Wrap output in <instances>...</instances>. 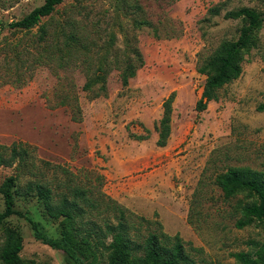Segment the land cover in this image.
Wrapping results in <instances>:
<instances>
[{"label": "rangeland", "instance_id": "1", "mask_svg": "<svg viewBox=\"0 0 264 264\" xmlns=\"http://www.w3.org/2000/svg\"><path fill=\"white\" fill-rule=\"evenodd\" d=\"M44 2L0 0V48L6 40L29 47V64L40 26L22 32L9 24ZM241 7L261 10L264 0H64L42 24L49 34L77 25L91 52L39 65L32 77L23 75V85L12 78L0 86V144H28L30 153L0 164V187L15 178V209L52 237L71 243L87 237L95 249L97 243L101 264L120 230L137 255L151 234L168 247L179 234L187 255L182 264H239L233 253L264 241V231L257 223L236 226L252 198L243 191L225 196L217 176L230 167L264 173V26L243 52L241 76L205 110L196 105L206 82L198 69L238 38L243 21L225 13ZM133 48L144 64L123 86L120 73L129 56L136 58ZM101 63L105 91L101 84L85 90ZM172 92L171 134L160 146L156 127ZM147 130L145 140L130 135ZM0 155L10 158L11 150ZM37 184L49 190L47 201ZM47 203L68 207L72 219L50 216ZM9 227L24 238L22 264H68L64 251L37 240L17 214L0 224V264Z\"/></svg>", "mask_w": 264, "mask_h": 264}, {"label": "trees", "instance_id": "2", "mask_svg": "<svg viewBox=\"0 0 264 264\" xmlns=\"http://www.w3.org/2000/svg\"><path fill=\"white\" fill-rule=\"evenodd\" d=\"M64 0H45V2L34 8L27 15L19 20L12 21L9 24L11 29L22 32H30L33 28L40 26L39 37L34 43L35 54L34 61L27 63L26 53L29 47L19 48L9 40L4 41L0 48V86L14 78L20 85L27 82L22 79L24 74L30 72L32 77L33 70L39 65L48 64L51 60H61L65 56L79 55L83 52L89 54L92 50L91 45L84 44L82 33L78 31L75 25L70 31L61 24L53 33L47 31L42 20L50 17L62 4ZM214 13H219L216 8ZM226 18L241 19L243 21L240 33L237 39L224 42L218 50L207 58L199 67V72L206 76V82L202 96L197 101V110L203 111L207 108L209 101L218 100L219 90L226 84L239 78L243 71L242 61L243 52L252 45L256 33L264 26V7L261 10L241 7L229 10L225 13ZM53 38L50 42L48 38ZM61 38L63 42H61ZM136 58L129 56L126 59L124 68L120 73L123 86H129L130 78L134 77L140 66L144 64L142 54L138 49H131ZM138 60V63H136ZM106 67L101 63L95 76H88L84 86L85 90L91 91L93 86L101 84V91H105ZM96 92V96L102 94ZM175 93L172 92L164 101L163 116L156 127L158 132V144L164 146L167 144L171 134V114L173 111V101ZM78 107V106H77ZM130 135L137 140L149 138V131L146 134L130 132ZM28 144L15 143L12 147L0 144V150L3 148L11 150V157L0 155V164L13 165L17 160L24 161L30 157ZM217 182L223 190L225 196L231 197L239 192H247L252 201L242 209V217L236 221L238 228L257 223L264 231V173L251 168L230 167L227 171L217 176ZM15 178L7 177L0 192L4 199V210L0 211V224L12 215H19L26 218L31 224L34 235L37 240L47 244L55 249H61L66 255L68 264H101L99 260L98 244L96 249L91 240L87 237L75 240L73 243L64 235L52 237L45 230L43 225L27 216L23 212L15 209L14 197ZM38 194L45 201L49 198V190L43 185L37 184ZM49 215L54 218L65 216L66 219H72V213L68 207L54 208L47 203ZM123 230V229H122ZM171 247L164 245L157 234H151L146 240L144 255H137L130 242L126 239L123 231L113 234L112 241L107 246L108 255L106 264H182L187 260L183 242L179 234L175 237ZM24 238L21 233L11 227L6 229V240L1 252V259L4 264H22L23 259L21 251L24 248ZM248 251L233 253V256L239 264H264V241L251 240Z\"/></svg>", "mask_w": 264, "mask_h": 264}]
</instances>
